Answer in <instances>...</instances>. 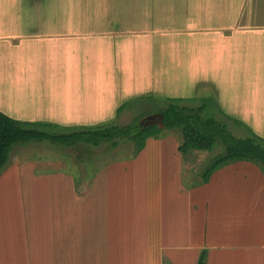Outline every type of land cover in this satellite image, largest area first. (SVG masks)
<instances>
[{
	"label": "crops",
	"instance_id": "crops-1",
	"mask_svg": "<svg viewBox=\"0 0 264 264\" xmlns=\"http://www.w3.org/2000/svg\"><path fill=\"white\" fill-rule=\"evenodd\" d=\"M51 1L0 0L9 117L93 126L182 80L264 137V0H85L65 13ZM175 132L86 174L14 145L0 170V264H197L201 250L205 264H264V171L237 160L201 182L217 153H181Z\"/></svg>",
	"mask_w": 264,
	"mask_h": 264
},
{
	"label": "trees",
	"instance_id": "trees-1",
	"mask_svg": "<svg viewBox=\"0 0 264 264\" xmlns=\"http://www.w3.org/2000/svg\"><path fill=\"white\" fill-rule=\"evenodd\" d=\"M168 98V97H167ZM181 98L170 97L166 104L159 106L156 112L163 114V126L146 124L144 115L127 124L106 122L93 126H76L63 128L62 131L43 130L44 123L20 121L0 111V170L8 163L9 153L16 144L29 141H45L53 145L73 147L78 154L88 146L99 147L108 143L112 148L121 142L132 145V156L143 149L148 137H159L167 130L180 131L178 150L185 153L191 149L212 150L218 142L222 147L203 168L199 176L206 182L209 175L217 168L237 160H247L264 171V137L250 133L246 137H237L227 129L225 123L215 120L213 116L203 114L206 104L190 107L176 103ZM87 149H91L88 147ZM206 251L201 250L197 264H205Z\"/></svg>",
	"mask_w": 264,
	"mask_h": 264
},
{
	"label": "rangeland",
	"instance_id": "rangeland-1",
	"mask_svg": "<svg viewBox=\"0 0 264 264\" xmlns=\"http://www.w3.org/2000/svg\"><path fill=\"white\" fill-rule=\"evenodd\" d=\"M73 4H77L79 1H81V5H83L85 0H60V3L62 5V13H65V5L70 6L71 2ZM54 0H52L50 3H53ZM69 3V4H68ZM53 7V6H51ZM79 8V6H78ZM174 74H180V71L174 72ZM172 87H163V91L166 92L165 96L168 98L174 97V98H181V100H176L175 102L185 105V106H190V107H195V106H200V104L205 103L206 108L203 111V114L205 116H213L215 120H219L222 123H225L227 126V129L230 130L235 136L237 137H246L249 135L251 132V128L245 123L242 122L243 124L240 125H231L230 118L227 117L228 113H225L221 108L218 110L217 107H220L218 104V101L214 99V93L210 92L207 88L202 87V92L199 89V86H186V84L180 80V82H173ZM184 84V85H183ZM170 88V89H169ZM157 94V93H155ZM156 95H153L152 98H149V95H144L143 97L140 96L135 99H128L125 103L121 105L122 108H124L121 112L120 115L117 116L116 118L112 119H107L106 122H113L115 124H127L131 122L132 120H135L136 118H140L139 121L142 119L141 114L144 116L148 114H152L151 112L156 106H161L165 105L164 101L168 100V98H163V97H154ZM129 107L127 104H131ZM214 105V107H213ZM127 106V107H126ZM121 108V109H122ZM223 113V114H220ZM236 120V119H234ZM103 122V124H104ZM46 123V122H45ZM41 127L43 130H55V131H62V128H72V127H67V126H62L56 123H49ZM170 132H167V134ZM254 133V132H253ZM176 138L180 136V131H177L175 133ZM260 135V134H257ZM261 136V135H260ZM263 137V136H262ZM175 138V139H176ZM179 139V138H178ZM43 144H40L42 148H39V146H35V142H30L27 143V145L24 146H19V149L23 150L25 152H37L39 154H45L49 156H56L61 154L62 158L64 159V155H66L67 159L66 161L72 162L71 165L73 167L74 174H86V173H91L95 172L98 166L102 165V163L115 160V158L120 157V156H127L130 157L132 156V145L129 143H123L121 142L117 147L112 148L108 143L104 142L103 145L92 148L91 151L88 153H85L84 156L82 157L83 159L76 160V152L74 151V148L71 147H66L64 145H53L52 143H48L45 141H42ZM45 143V144H44ZM18 144H16L17 146ZM25 147V148H24ZM220 147H222L218 142L214 145L213 147V153H218L220 151ZM84 153V152H82ZM69 157V158H68ZM76 160V161H75ZM78 161V162H77ZM208 162V161H207ZM206 162V163H207ZM81 163V164H80ZM205 163V165H206ZM203 164V166H205ZM203 168V167H202ZM95 170V171H94ZM200 173V171H199Z\"/></svg>",
	"mask_w": 264,
	"mask_h": 264
},
{
	"label": "water",
	"instance_id": "water-1",
	"mask_svg": "<svg viewBox=\"0 0 264 264\" xmlns=\"http://www.w3.org/2000/svg\"><path fill=\"white\" fill-rule=\"evenodd\" d=\"M162 120H163V114L161 112L148 114L144 117V121L146 124H158L159 127L163 126Z\"/></svg>",
	"mask_w": 264,
	"mask_h": 264
}]
</instances>
